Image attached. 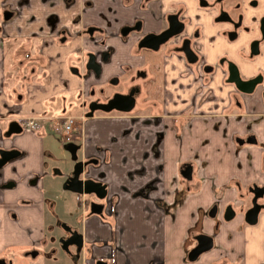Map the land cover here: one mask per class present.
Listing matches in <instances>:
<instances>
[{"label":"crops","instance_id":"obj_1","mask_svg":"<svg viewBox=\"0 0 264 264\" xmlns=\"http://www.w3.org/2000/svg\"><path fill=\"white\" fill-rule=\"evenodd\" d=\"M10 1L28 4L11 19L0 15V149L11 152L0 165V258L32 264L31 258L53 252L49 242L60 238L49 233L45 209L48 204L53 208V190L62 187L69 171L50 163L65 150L79 159L96 158L89 173L106 186L100 212L81 205L80 227L69 224L82 235L79 264L98 259L105 264H264V213L255 224L246 223L240 213L222 216L225 204L238 194L230 186L217 193L213 188L234 177L243 185L264 184L262 151L257 144L238 146L235 140L246 133L245 119L218 114L226 105V110H237L232 101L226 104L228 86L218 89V75L210 83L222 99L215 106L191 98L190 86L167 83L171 96L160 105L164 115L149 116L157 110L93 114L77 122L79 138L72 142L53 136L52 117L61 110L53 99L94 81L92 73L82 82L70 70L79 64H70L68 53L100 50L104 39L112 46L109 63L133 65L136 59L119 39L118 27L138 17L142 31L154 30L170 5L184 2L190 9L191 0ZM88 25L98 28L86 31ZM109 63L102 62L103 73L112 67ZM166 74L173 77L175 69ZM42 113L49 116L40 121ZM21 115L33 116L37 127L20 126L6 134L12 118ZM261 130L251 128L260 141ZM185 164L189 177L180 173ZM214 194L219 195L217 213L204 215ZM195 233L208 236L210 243L192 258ZM32 249L35 255L28 254Z\"/></svg>","mask_w":264,"mask_h":264},{"label":"flooded vegetation","instance_id":"obj_2","mask_svg":"<svg viewBox=\"0 0 264 264\" xmlns=\"http://www.w3.org/2000/svg\"><path fill=\"white\" fill-rule=\"evenodd\" d=\"M27 4L28 1L0 0L2 20L17 16L21 8ZM5 10L10 11L8 18L3 17ZM160 20L161 24L154 30L142 31V20L138 17L118 27L119 39L129 47L131 56L136 59L135 64L123 66L126 71L121 76L114 72L111 73V78L107 79V83L105 81L95 83L102 71V62H107L112 52V46H107L104 39L99 41V44L102 45L100 50L83 53V62L79 67L71 65L70 70L79 75L82 82L88 76L87 74L92 73L91 79L94 80V83L89 82L84 90H81L82 94L87 96L86 99H82V103L85 105L82 114L59 112L52 117L51 122L63 115L73 117V132L75 133L70 139L61 140L60 138V141L65 144L79 138L77 122L87 117L85 113L89 110L88 104L90 102H106L114 93L124 94L116 102V105L124 107L128 103V98H131V108L126 111L114 107L109 110L94 108L91 115H139L140 113L135 110L140 105H154L157 100H161L162 104L168 98L170 90L167 83H171L179 89L190 86L192 87L191 98L195 96L200 100L211 101L215 106L214 103L222 99L213 94L210 83L218 75L220 82L218 89L221 90L224 86H228L227 89H224L223 96L226 104L232 101L233 107L237 109L226 110L228 106L226 105L225 108H221L218 114L224 118L234 117L238 121L245 119L242 122V128L246 133L244 136H235V140L238 146L244 142L257 144L263 154L264 169V0H191L190 9L188 4L179 2L164 10ZM95 28L98 27L88 25L86 31L91 32ZM172 29L175 31L172 32ZM148 33L159 34V36H145ZM89 53L93 55L94 61L98 64L97 71L85 66ZM171 69H175L176 75L167 78L166 73ZM157 84L160 85V91L155 87ZM256 106L260 109L257 110ZM163 112L161 108V111L149 114V116L155 119L156 116L164 115ZM189 112L193 114L191 109ZM48 116L42 113L40 121ZM16 117L12 118L13 121H16ZM238 123L241 124V122ZM18 125L20 126L19 123ZM252 126L262 128L260 134L263 139L261 141L255 133L251 132ZM58 134L60 137V133ZM81 159H89L90 162L82 166L79 176L82 179L98 180L89 173L88 168L90 164L95 165L97 159L94 157ZM226 186L232 187L238 195L236 201L225 204L222 216L228 217L240 213L246 223L255 224L258 222L261 213H264V184L258 185L252 182L243 185L238 177H234L230 183L213 188L217 193L218 190L222 192ZM80 194H83L82 207L89 209V204L93 202L100 203L102 208V200L106 192L102 198L96 197L92 192ZM213 198L212 205L208 209L203 208L204 215L217 213L219 195L214 194ZM61 225L66 231L65 237L69 236V239L74 241L79 240L78 234L81 235V233L77 227ZM196 235L198 233L193 234L192 238L194 239ZM69 244L79 248L74 243ZM69 244L66 245V248ZM30 251L35 253L30 254ZM30 251H28L30 255H35L37 252L34 249Z\"/></svg>","mask_w":264,"mask_h":264},{"label":"rangeland","instance_id":"obj_3","mask_svg":"<svg viewBox=\"0 0 264 264\" xmlns=\"http://www.w3.org/2000/svg\"><path fill=\"white\" fill-rule=\"evenodd\" d=\"M68 54L70 55V56L68 55L70 58L69 60L70 64L76 63L80 65L83 62L82 61L83 59L82 51L81 53H78L77 51L74 50ZM109 62L110 60H108L104 64H107ZM124 62H127V61H124ZM109 65L110 66L112 65V67L107 69L108 72L103 73L102 71V73H100V75L96 78L95 83H103L104 81L107 83V79H110L112 75L111 73H113V72H109L111 70L112 71L117 70L116 73L119 74V76H121L126 71L122 63L114 64L112 62V63H109ZM155 87L158 89V91H160L161 89L160 85L157 84V86L155 85ZM82 93L83 92H81V90L79 91L77 90L72 93H69L68 95L61 94L59 96H56L53 100L57 102L58 105L60 106L61 113H70L74 115H80L85 110V105H83L82 99L87 98V96H85ZM158 97L160 98L159 95ZM160 101L161 100H157V102L154 105L153 104L146 105V106L140 105L139 108L136 109L135 111L137 113L146 112L147 114L148 112L156 111V110H157L156 112H159L161 111ZM132 112H134V110ZM52 131H53V134H54L53 136L55 137V139L57 138V140H59L60 139L59 134L53 130V127H52ZM50 164H54L53 169L59 168L60 171L67 172V171H71L73 160L71 159L70 153L68 151L62 150L60 153H58L57 159L55 161H52ZM56 186H55V189L53 190L54 195L52 197L53 208H51L50 205L48 204L47 209H45V211L47 212V221L52 226L49 233L55 234V236H59V238H62V236H64L66 232H65L64 227L61 224H66L68 226L70 224V225L77 226V227H80L81 225L79 214L81 211L80 208L82 205L83 194L74 192L67 188H62L61 186L60 188ZM51 209L54 211H50ZM49 244H52L51 248H53V252L51 253V255L46 257L45 255H43V253H40V255L34 258H31L30 262L32 264H79L80 263L79 261L80 256L77 253L78 248L74 246L73 244H69L66 249L63 248L60 242L56 239L53 241L51 240ZM46 246L47 245L43 247V252L47 250ZM74 256L77 257L76 259L77 261L74 260L73 258Z\"/></svg>","mask_w":264,"mask_h":264},{"label":"water","instance_id":"obj_4","mask_svg":"<svg viewBox=\"0 0 264 264\" xmlns=\"http://www.w3.org/2000/svg\"><path fill=\"white\" fill-rule=\"evenodd\" d=\"M10 15V11L5 10L3 12V17L8 18ZM175 29V28H174ZM172 29V32L175 30ZM171 32V31H170ZM168 32V33H170ZM171 32V33H172ZM167 33V34H168ZM159 36V34H153V33H148L145 36ZM161 35V34H160ZM85 66L87 68H92L93 70L98 69V64L94 61L93 55L91 53L88 54V58L86 60ZM237 80V79H236ZM248 90V89H245ZM124 96V94H119V93H114L111 98H109L106 102H90L88 104L89 110L85 113L86 116H89L92 114V111L94 108H101L102 110H109L110 108L114 107L119 110H129L132 106V99L128 98V103L124 107H119L116 105V102ZM20 129V126L16 121H11L8 125V129L5 132L6 134L11 133L12 131H18ZM11 154L10 151L0 149V165L9 157ZM75 155H71V159L73 161L72 169L69 171L64 178L62 182V187L67 188L69 190H72L77 193H90L92 192L96 197L102 198L105 195L106 189H105V184L100 182L99 180L91 179V178H84L82 179L79 175L82 172V166L85 165L87 162H90L89 159L87 160H82V159H75ZM94 161V160H93ZM180 173L184 177H189L190 176V166L185 165L183 168L180 169ZM90 211L92 212H100L101 209V204L100 203H93L91 202L90 204ZM95 205V206H94ZM255 210V209H254ZM79 240L74 241L69 239L68 237L65 238H60L59 241L61 242V245L63 248H66V245L69 243H74L77 246H80L82 241H81V235L78 234ZM196 244L190 249V256L193 258L196 256L200 251L203 249L207 248V246L210 243V238L204 234H198L196 235ZM34 251H30V254H34ZM0 264H9V262H5L2 258H0ZM95 264H105V261L103 260H96Z\"/></svg>","mask_w":264,"mask_h":264},{"label":"built area","instance_id":"obj_5","mask_svg":"<svg viewBox=\"0 0 264 264\" xmlns=\"http://www.w3.org/2000/svg\"><path fill=\"white\" fill-rule=\"evenodd\" d=\"M16 121L20 124L21 127L26 128H35L38 125V122L33 116L30 115H21L16 117ZM53 129L60 133L61 140H68L75 133L74 130V120L70 115H63L59 119H55L52 122Z\"/></svg>","mask_w":264,"mask_h":264}]
</instances>
